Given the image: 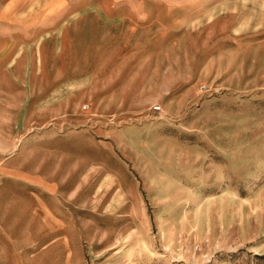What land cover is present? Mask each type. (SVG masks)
Segmentation results:
<instances>
[{
	"label": "rangeland",
	"instance_id": "1",
	"mask_svg": "<svg viewBox=\"0 0 264 264\" xmlns=\"http://www.w3.org/2000/svg\"><path fill=\"white\" fill-rule=\"evenodd\" d=\"M0 264H264V0H0Z\"/></svg>",
	"mask_w": 264,
	"mask_h": 264
}]
</instances>
